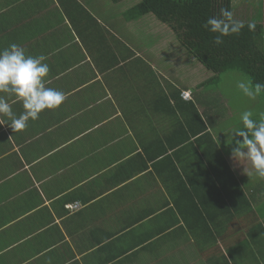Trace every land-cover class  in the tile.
Returning <instances> with one entry per match:
<instances>
[{
  "label": "crops",
  "instance_id": "obj_1",
  "mask_svg": "<svg viewBox=\"0 0 264 264\" xmlns=\"http://www.w3.org/2000/svg\"><path fill=\"white\" fill-rule=\"evenodd\" d=\"M138 2L0 0V264H264V198L212 189L202 127L245 182L256 150L214 133L202 65ZM231 6L264 27V0Z\"/></svg>",
  "mask_w": 264,
  "mask_h": 264
},
{
  "label": "trees",
  "instance_id": "obj_2",
  "mask_svg": "<svg viewBox=\"0 0 264 264\" xmlns=\"http://www.w3.org/2000/svg\"><path fill=\"white\" fill-rule=\"evenodd\" d=\"M232 13L231 0H139L128 9L133 19L151 14L170 28L172 38L180 49L202 65L203 80L198 86L205 88V92L214 89L222 74L236 71L247 78L252 89L264 93V27L257 20H234ZM176 43L175 50L179 47ZM201 102L202 105L205 103ZM203 107V111L207 110L206 117L214 118L209 111L212 106L205 104ZM228 109L225 118L229 114ZM242 118L237 121L234 143L229 141L224 144L236 150L259 141L264 153V120L246 117L245 114ZM202 133L215 152L214 163L209 169L205 168L209 178H212V189L226 197L234 211L244 206L252 212L256 206L255 198H264V181H261L264 176L259 178L255 172H250L251 181L238 178L226 163L222 149L213 142V132L203 125ZM223 135L226 137L227 132ZM218 142H221L220 139ZM202 155H205L204 150ZM260 186L263 195L260 194Z\"/></svg>",
  "mask_w": 264,
  "mask_h": 264
},
{
  "label": "rangeland",
  "instance_id": "obj_3",
  "mask_svg": "<svg viewBox=\"0 0 264 264\" xmlns=\"http://www.w3.org/2000/svg\"><path fill=\"white\" fill-rule=\"evenodd\" d=\"M144 35L145 34H141V36ZM214 86L211 92H205L204 89H202L203 92L198 96L205 102L203 105L208 104L212 106L211 112L215 120L218 121L222 119L219 124H215L217 134L221 136L226 131L227 139L234 143L237 121L242 120L244 114L246 117H255L259 120H264V93L256 92L252 89L247 78L242 76L239 72L231 71L222 74L219 83ZM226 108H229L227 118L224 117ZM259 144L262 143L259 141L255 143L251 142L247 149L239 148L236 149L234 153L242 155L241 153L244 149V155L247 154V152L254 154L256 150V158H254V160L257 161V163H251L249 168L260 178L264 176V153L261 151L262 146ZM250 174L251 173H248V175ZM251 178L250 175L248 178L249 181H251ZM261 181H264V179H261ZM262 212L264 213V204Z\"/></svg>",
  "mask_w": 264,
  "mask_h": 264
},
{
  "label": "built area",
  "instance_id": "obj_4",
  "mask_svg": "<svg viewBox=\"0 0 264 264\" xmlns=\"http://www.w3.org/2000/svg\"><path fill=\"white\" fill-rule=\"evenodd\" d=\"M182 96H183V98H185V99H189L190 98V93L188 92V91H184L183 93H182ZM70 209H74V208H77V207H79V204H72V205H70V206H68Z\"/></svg>",
  "mask_w": 264,
  "mask_h": 264
}]
</instances>
